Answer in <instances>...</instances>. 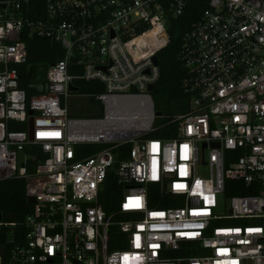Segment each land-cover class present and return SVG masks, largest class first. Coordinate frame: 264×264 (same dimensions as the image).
Listing matches in <instances>:
<instances>
[{
  "label": "built area",
  "instance_id": "built-area-1",
  "mask_svg": "<svg viewBox=\"0 0 264 264\" xmlns=\"http://www.w3.org/2000/svg\"><path fill=\"white\" fill-rule=\"evenodd\" d=\"M187 3L0 0V180L34 200L22 234L0 216V264H264V0H206L176 55L188 107L163 139L152 57ZM33 37L63 56L27 97ZM78 81L102 85L100 116H69ZM111 171L123 189L106 213Z\"/></svg>",
  "mask_w": 264,
  "mask_h": 264
},
{
  "label": "trees",
  "instance_id": "trees-1",
  "mask_svg": "<svg viewBox=\"0 0 264 264\" xmlns=\"http://www.w3.org/2000/svg\"><path fill=\"white\" fill-rule=\"evenodd\" d=\"M206 6V0H188L183 14L169 22V43L157 53L159 76L154 83L150 95L155 111L160 113L156 124H164L161 131L158 132V135L163 139L176 137L175 123L172 122V117L185 113L188 107V97L183 95L180 90L183 72L176 59L180 39L183 33L188 30L191 23L198 19ZM26 49L27 59L26 63L20 67L19 87L25 91L27 97H31L43 92L46 85V69L62 58L63 51L56 43L38 37L27 39ZM76 85L78 87V94L86 97V100L94 108V112L74 113L69 110V116H100L102 111L101 106L98 102L94 101L93 96L103 92L102 85L98 81H78ZM84 113L86 115H83ZM17 129L25 130V125L23 124ZM152 136L157 135L154 134ZM90 148L81 147L78 149L80 154H78L77 159L90 156L92 154ZM93 148L97 149L98 147ZM129 149V146H124L115 151L116 164L114 167L122 159L126 158ZM122 189L123 187L117 183L114 172H109L106 177L104 191L100 196V204L106 213H110L118 208ZM237 194H240V192L227 190L228 196ZM30 208V205L26 202L24 179L15 177L0 180V216L2 222L13 224L14 228L22 234L25 230L23 221L29 213Z\"/></svg>",
  "mask_w": 264,
  "mask_h": 264
},
{
  "label": "rangeland",
  "instance_id": "rangeland-1",
  "mask_svg": "<svg viewBox=\"0 0 264 264\" xmlns=\"http://www.w3.org/2000/svg\"><path fill=\"white\" fill-rule=\"evenodd\" d=\"M68 109L71 112L78 113V112H94V108L89 104L86 97L76 99L74 97L68 100ZM83 115H86L85 113Z\"/></svg>",
  "mask_w": 264,
  "mask_h": 264
},
{
  "label": "water",
  "instance_id": "water-1",
  "mask_svg": "<svg viewBox=\"0 0 264 264\" xmlns=\"http://www.w3.org/2000/svg\"><path fill=\"white\" fill-rule=\"evenodd\" d=\"M152 62H153L154 65L158 66V60H157V57H156V56L152 57ZM152 88H153L152 85H150V86L148 87V91H151ZM70 91H72V92H76L77 89H76L75 87H70ZM156 116H157V117H160V113L156 112ZM31 126H32V122L30 121V123H29V128H31ZM203 147H204V146H203ZM26 202H27L28 205H30V204H33L34 200H33V198H31V197H27V198H26ZM0 254H1V248H0Z\"/></svg>",
  "mask_w": 264,
  "mask_h": 264
},
{
  "label": "bare ground",
  "instance_id": "bare-ground-1",
  "mask_svg": "<svg viewBox=\"0 0 264 264\" xmlns=\"http://www.w3.org/2000/svg\"><path fill=\"white\" fill-rule=\"evenodd\" d=\"M152 34H153V33H150V34L146 35V36L144 37L145 40L148 39V38H150V37L152 36Z\"/></svg>",
  "mask_w": 264,
  "mask_h": 264
}]
</instances>
